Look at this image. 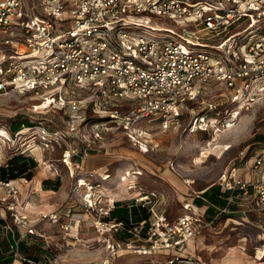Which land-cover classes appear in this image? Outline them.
<instances>
[{
	"label": "built area",
	"instance_id": "obj_1",
	"mask_svg": "<svg viewBox=\"0 0 264 264\" xmlns=\"http://www.w3.org/2000/svg\"><path fill=\"white\" fill-rule=\"evenodd\" d=\"M131 13L162 17L180 31L156 29L133 20ZM246 22L250 29L237 28ZM254 27L256 32L248 34ZM263 27L264 0H0V32L11 42L0 49V93L9 88L89 86L97 106L126 103L131 107L124 115L103 110L111 122L122 124L130 140L138 139L136 125L144 121L166 131L183 126L189 118L186 126L191 132L223 131L264 97ZM155 30L167 34L149 39L147 35ZM215 81L228 92L225 113L205 97L207 84ZM196 104L203 108L201 113H196ZM67 107L69 120L61 136L75 139L79 124L86 120L85 111L76 101ZM95 137H101L100 133ZM137 142L143 151L149 150L146 142ZM89 150L90 143L83 155ZM71 151L66 154L70 156ZM252 161L243 171L233 165L218 177L216 184L226 193L227 203L210 218L206 207L197 206L193 197L184 201V213L169 219L157 210L153 200L157 194L147 191L139 192L129 207L145 209L149 216L118 220L111 214L116 199L109 192L105 200L96 197L102 185L80 178L78 184L85 188L81 195L84 212L71 214L70 207L63 219L58 212L50 214L52 222L60 225L62 240H53L54 245L47 241L44 254L26 258L19 252V238L15 254L21 264H116L130 252L160 255L161 264H193L195 258L187 246L205 228L225 216L239 213L247 218L252 210L264 211V145ZM127 172L131 186L136 187L132 179L141 170ZM89 174L92 178L93 173ZM101 176L106 180L109 175ZM0 183L17 193L12 180ZM16 218L26 233L45 237L26 215ZM87 252L93 254L83 258ZM257 252L264 256V243Z\"/></svg>",
	"mask_w": 264,
	"mask_h": 264
},
{
	"label": "rangeland",
	"instance_id": "obj_2",
	"mask_svg": "<svg viewBox=\"0 0 264 264\" xmlns=\"http://www.w3.org/2000/svg\"><path fill=\"white\" fill-rule=\"evenodd\" d=\"M130 17L156 29L180 31L172 21L156 15L131 13ZM247 24L248 22L239 24L237 28L248 30L251 27L247 28ZM256 27L248 31V34L256 32ZM189 28L192 26L189 25ZM261 31H264V27ZM163 34H167V31L155 30L147 36L151 40H157L165 37ZM7 38L0 32V49L11 43H7ZM176 39L187 47L192 45L181 36ZM204 93L206 99L219 104V112L225 113V108L229 107L225 104L228 92L222 84L211 82L207 84ZM93 94V89L89 86L73 84L59 90L19 91L9 88L0 93V165L18 153L30 155L37 161L31 178L12 180L17 193L0 183V218L4 219L0 225V244L6 246V249L2 246L4 255H13V261L9 264H21V259L15 254V245L10 246L7 242L10 233L16 240L21 239L19 243L24 245V248L19 245L21 255L26 258L38 257L46 252L47 248L44 246H47V241L58 242L59 238L62 240L60 225L52 222L50 214L59 212L63 219L70 207H73L71 214L81 215L84 212L81 195L85 188L78 184V180L82 175L84 179L90 174L81 172L82 159L90 157L107 164L108 172L104 173L109 175L107 178L112 171L121 169V182L116 185L121 194L111 196L119 199L123 205L133 204L139 192L154 191L157 194L153 199L156 200L157 210L165 213L169 219H175L185 212L184 201L216 183L224 170L233 165L240 167L242 171L244 167H251L253 156L264 145V97L253 109L244 112L231 127L223 131L191 132L186 126L189 118L184 119L183 126L166 131L156 123L144 121L136 125L138 139L130 140L122 124L111 122L108 113L116 110L124 115L131 107L126 103L110 106L100 104L99 107ZM70 101L80 102L86 116L73 136L75 140L61 136L67 128V104ZM195 106L196 113H201L203 108L197 104ZM17 122H24V125L19 131L12 133L11 128ZM96 132L101 137H95ZM137 140L146 142L149 150L143 151ZM89 143L91 150L88 155H83V149ZM68 150L77 153L71 151L68 156ZM243 154L244 160H241ZM126 169L141 170V174H136L132 179L136 187L131 186L130 176L125 174ZM99 177L102 180V176ZM47 179H51L53 185L58 181L57 189L44 187L43 181ZM101 180H95L94 183L100 185ZM81 184H84L83 180ZM101 188L96 197L100 195L105 200L107 192L111 190L103 189V186ZM248 204L249 207H254L253 202ZM15 206L16 210H11ZM41 211L43 213H39ZM42 214H48V217L41 218ZM16 215H26L45 237L26 233V228L18 224ZM55 232L57 237L54 239ZM262 243L264 211L252 210L247 218H242L239 213L228 218L222 217L216 224L205 228L187 246V250L195 258L193 264H264V256L261 257L257 252ZM163 259L160 255L130 252L118 258L116 264H161Z\"/></svg>",
	"mask_w": 264,
	"mask_h": 264
},
{
	"label": "trees",
	"instance_id": "obj_3",
	"mask_svg": "<svg viewBox=\"0 0 264 264\" xmlns=\"http://www.w3.org/2000/svg\"><path fill=\"white\" fill-rule=\"evenodd\" d=\"M22 125H24V122H17L16 124H14L11 128L12 133L19 131L23 127ZM36 167L37 161L34 157L26 155L24 153L15 154L5 164L0 165V180L9 181L22 177L31 178V176L33 175L32 170ZM58 184L59 182L57 181V184L53 185L51 179L43 181V186L50 189H57ZM225 196L226 193H222L220 186L214 183L213 185L207 187L203 192L196 195L194 197V202L197 206L206 207V215L210 218L217 212L219 207H222L227 203ZM118 208L114 210H118L117 212L112 213V217H116L118 220L127 221L130 216H132L135 220L141 219V217L137 216L136 206L129 207V205L126 204ZM129 209L132 210L130 211ZM144 211L145 213L143 218H146L149 216V214L145 209ZM3 222L4 219L0 218V225H2ZM7 242L10 246H14L16 242V237L13 236L12 233H10ZM2 246L0 244V260L2 261V264H9L13 261V255H4V250ZM20 246L24 248L23 243H21ZM4 247V249H6V246Z\"/></svg>",
	"mask_w": 264,
	"mask_h": 264
},
{
	"label": "crops",
	"instance_id": "obj_4",
	"mask_svg": "<svg viewBox=\"0 0 264 264\" xmlns=\"http://www.w3.org/2000/svg\"><path fill=\"white\" fill-rule=\"evenodd\" d=\"M80 168H81V172H89V173H93V178H91L90 176H85V179H87V180H91V181H93V182H95V180H101L100 179V175H106V174H104V173H107L108 172V165L107 164H105L104 162L103 163H101V162H99V160H94V159H92V158H86V159H82V161H81V164H80ZM127 170V169H126ZM125 170V171H126ZM116 171V172H115ZM115 171H112L111 172V176L109 177V178H107L106 180H101V185L104 187V189L105 188H109V190H111L110 192H109V194L111 195V194H115V195H118V194H121L120 192H119V188L117 187L118 186V183H120L121 181V176H120V174H121V169H119L118 168V170H115ZM96 173V174H95ZM83 176L84 175H82V178H83ZM107 177V176H106ZM136 177V175L134 176V178ZM95 178V179H94ZM117 185V186H116ZM117 201V203H116V206H115V208H113L112 209V212H111V214L112 213H114V212H117V211H114L115 209H117L118 207H120V206H122L124 203L123 202H120V200L119 199H116ZM119 200V201H118ZM104 204V203H103ZM119 209V208H118ZM136 211H137V216H139V217H141V218H143V216H144V213H145V211H144V209H140V208H138V207H136ZM130 211L132 210V209H129ZM49 211H51V210H49ZM62 211V210H61ZM39 213H43V211H41V212H39ZM59 213V212H58ZM71 253H73V252H70V254ZM79 253H81V254H83L84 252H82V251H80ZM89 253L90 252H87L86 254H84V256H83V258L84 257H87L88 258V256H90V255H92V254H90L89 255ZM69 258V257H68ZM230 259V258H229Z\"/></svg>",
	"mask_w": 264,
	"mask_h": 264
},
{
	"label": "bare ground",
	"instance_id": "obj_5",
	"mask_svg": "<svg viewBox=\"0 0 264 264\" xmlns=\"http://www.w3.org/2000/svg\"><path fill=\"white\" fill-rule=\"evenodd\" d=\"M136 146H138V145H136ZM67 161H69L68 159H67ZM126 172H127V170H126ZM136 173H138V172H136ZM126 174V176L128 175V172L127 173H125Z\"/></svg>",
	"mask_w": 264,
	"mask_h": 264
}]
</instances>
